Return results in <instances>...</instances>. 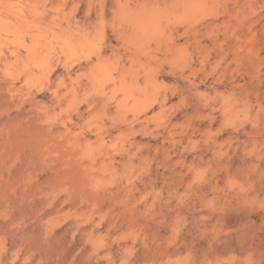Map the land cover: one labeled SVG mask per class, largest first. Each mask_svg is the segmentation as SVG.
Masks as SVG:
<instances>
[{
    "label": "rangeland",
    "instance_id": "1",
    "mask_svg": "<svg viewBox=\"0 0 264 264\" xmlns=\"http://www.w3.org/2000/svg\"><path fill=\"white\" fill-rule=\"evenodd\" d=\"M0 264H264V0H0Z\"/></svg>",
    "mask_w": 264,
    "mask_h": 264
}]
</instances>
